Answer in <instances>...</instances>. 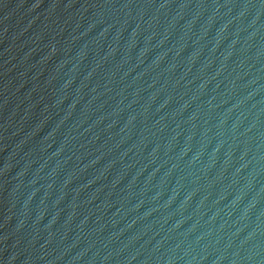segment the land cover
Instances as JSON below:
<instances>
[{
    "label": "water",
    "instance_id": "95a60500",
    "mask_svg": "<svg viewBox=\"0 0 264 264\" xmlns=\"http://www.w3.org/2000/svg\"><path fill=\"white\" fill-rule=\"evenodd\" d=\"M0 264H264V0H0Z\"/></svg>",
    "mask_w": 264,
    "mask_h": 264
}]
</instances>
